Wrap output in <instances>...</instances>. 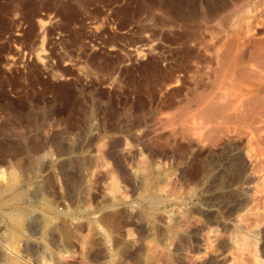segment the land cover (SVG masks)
Segmentation results:
<instances>
[{"label": "rangeland", "instance_id": "obj_1", "mask_svg": "<svg viewBox=\"0 0 264 264\" xmlns=\"http://www.w3.org/2000/svg\"><path fill=\"white\" fill-rule=\"evenodd\" d=\"M0 170V264H264V0H0Z\"/></svg>", "mask_w": 264, "mask_h": 264}, {"label": "bare ground", "instance_id": "obj_2", "mask_svg": "<svg viewBox=\"0 0 264 264\" xmlns=\"http://www.w3.org/2000/svg\"><path fill=\"white\" fill-rule=\"evenodd\" d=\"M0 176H2V171L0 170ZM2 178V177H1ZM8 184H9V182H7ZM6 185V184H5ZM11 184H9V186H10ZM9 186H5L6 187V190H8V189H10L9 188ZM34 196H36V195H34ZM37 196H38V194H37ZM36 196V197H37ZM41 196H39V198H40ZM34 199H36V198H34ZM37 200V199H36ZM39 200V199H38ZM34 201V200H33ZM83 204V203H82ZM82 207L83 206H85L84 204L83 205H81ZM13 216V215H12ZM11 216V217H12ZM16 217H14V218H9V223H10V229H9V231H6V232H8V233H6V236L4 235L5 233L4 232H2V234L6 237V239L8 238L9 240L10 239H13L14 237L16 238L17 236H16V234L19 232L20 233V231H19V223H20V221L18 220V218H17V220L15 219ZM19 221V222H18ZM8 223V224H9ZM43 223H45V222H42V224L41 223H38V231H35L34 230V232L31 234L33 237L32 238H34L35 239V237H37L38 239H42V236H43V234H42V231H43V228L45 229V227L43 226V225H45V224H43ZM21 224V223H20ZM40 224V225H39ZM27 227V226H26ZM37 227V226H36ZM26 230L27 231V228L26 229H24L22 226H21V230ZM22 232H24V231H22ZM18 233V234H19ZM26 233V232H25ZM22 234V233H21ZM28 234V233H27ZM25 235V234H24ZM23 235V236H24ZM30 235V236H31ZM0 237H3V236H0ZM2 239V238H1ZM5 239V238H4ZM4 239H2L3 241H5ZM37 239V240H38ZM37 240L35 241V242H37ZM39 242H41V241H39ZM1 244H2V246H5V248H7V246L5 245L6 244V242H5V244L4 243H2V242H0ZM0 244V245H1ZM37 244H39L38 242H37ZM3 249V248H2ZM7 249H9V248H7Z\"/></svg>", "mask_w": 264, "mask_h": 264}]
</instances>
